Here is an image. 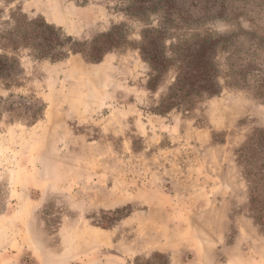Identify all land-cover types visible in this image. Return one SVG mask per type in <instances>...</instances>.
<instances>
[{
    "label": "rangeland",
    "instance_id": "obj_1",
    "mask_svg": "<svg viewBox=\"0 0 264 264\" xmlns=\"http://www.w3.org/2000/svg\"><path fill=\"white\" fill-rule=\"evenodd\" d=\"M11 13L117 47L56 62L0 47V264H264L258 77L175 105L179 65L152 87L140 50L160 27L167 56L246 33L228 51L264 72V0H0V35Z\"/></svg>",
    "mask_w": 264,
    "mask_h": 264
},
{
    "label": "trees",
    "instance_id": "obj_2",
    "mask_svg": "<svg viewBox=\"0 0 264 264\" xmlns=\"http://www.w3.org/2000/svg\"><path fill=\"white\" fill-rule=\"evenodd\" d=\"M5 3L14 2L15 0H2ZM145 2V0H143ZM143 4V2H142ZM165 16L161 14L163 19H170L172 8L168 5ZM163 13V12H162ZM7 27L6 33L0 35L1 50L18 51L31 50L33 56L49 59L56 62L66 58L72 53H84L87 57H91L96 61L103 58L104 50H111L117 47L115 42L107 41L103 48H97L92 52L85 50L83 46L75 42L71 36H65L59 29L48 24L45 20L33 19L20 16L16 13H11L9 20L4 22ZM166 29L163 27L145 31L142 34L143 43L140 50L144 59L151 66V82L153 87L159 80L162 73L178 64L176 69L175 82L170 87L171 95L169 100L175 105H180L178 101H191L194 97H199L202 92L207 95L219 94L222 90V85L219 80L222 78L229 86L240 85L247 86V78L250 74H255L260 81L259 88L261 94L264 95V72L261 70L247 66V52L240 53L234 58L235 51H228L230 45L238 43L242 38H246L249 34L242 33L232 35L229 38L219 37L215 41L208 38L203 44L195 45L193 49L182 48L173 45L170 48V55L167 56L164 51H161L159 39L167 36ZM173 35V34H170ZM113 37V34H109ZM254 44V43H251ZM220 46L221 51H226L227 57L225 60L224 77L219 73V64L213 60L215 55V47ZM258 49H262V44H255ZM10 46V47H9ZM165 47L163 48V50ZM183 51V52H181ZM184 53V54H183ZM96 55V56H94ZM14 59V61H16ZM9 58L4 53L0 55V72L3 73L6 69V63ZM182 97V98H181ZM253 195L258 196V185H251ZM256 200V199H255Z\"/></svg>",
    "mask_w": 264,
    "mask_h": 264
}]
</instances>
